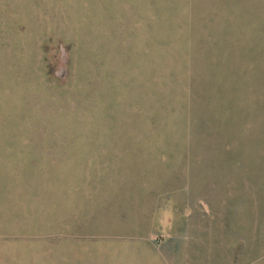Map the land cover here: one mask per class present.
<instances>
[{
  "label": "rangeland",
  "instance_id": "1",
  "mask_svg": "<svg viewBox=\"0 0 264 264\" xmlns=\"http://www.w3.org/2000/svg\"><path fill=\"white\" fill-rule=\"evenodd\" d=\"M0 264H264V0H0Z\"/></svg>",
  "mask_w": 264,
  "mask_h": 264
}]
</instances>
